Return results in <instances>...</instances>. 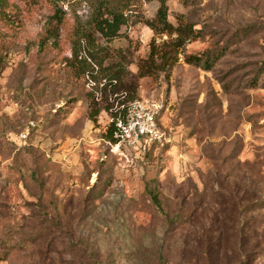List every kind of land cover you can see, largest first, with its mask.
<instances>
[{"label":"rangeland","instance_id":"1","mask_svg":"<svg viewBox=\"0 0 264 264\" xmlns=\"http://www.w3.org/2000/svg\"><path fill=\"white\" fill-rule=\"evenodd\" d=\"M123 1L120 105L67 60L96 0L0 3V264H264V0H167L180 46L157 0ZM136 99L163 105L138 150L106 138Z\"/></svg>","mask_w":264,"mask_h":264},{"label":"trees","instance_id":"2","mask_svg":"<svg viewBox=\"0 0 264 264\" xmlns=\"http://www.w3.org/2000/svg\"><path fill=\"white\" fill-rule=\"evenodd\" d=\"M159 7L156 12L155 18L146 21V26L155 32H172L177 33V44L180 46L185 41L189 40L193 35V30L190 25H177L174 27L167 20V0H157ZM2 0H0V3ZM127 5L126 2L116 0H96L95 6H93L90 19L87 23V27L80 31H76V37L72 41L71 57L68 58V62L71 64V68L75 74L90 75L94 83V89L101 94L110 87L109 95H116L113 102H117V105L123 103L119 99L123 92L133 94L135 88H133V82H124V68L118 62H109L105 64L106 55L104 52L103 42H110L119 35V31L123 25L127 23L128 15L126 14ZM100 39L102 41H100ZM83 54V55H82ZM160 60L173 63L175 61L174 55H170L168 52L163 53L159 57ZM171 60V61H169ZM161 61V62H162ZM187 62H193L199 64L202 62L201 55H189L186 57ZM149 63L153 66H160L156 64L154 60V54L151 53ZM168 63V64H169ZM167 64V63H166ZM151 73L150 69L140 67L139 76L148 75ZM106 99V98H105ZM134 97H129V100ZM111 102L110 107H105L106 110H110L114 103ZM98 111L95 110L91 113V118H95ZM125 110H117L112 113L111 120L106 130V138L113 144H116L118 139L114 136L115 121L116 118H123ZM153 203L159 204L157 195L149 190L148 191Z\"/></svg>","mask_w":264,"mask_h":264},{"label":"built area","instance_id":"3","mask_svg":"<svg viewBox=\"0 0 264 264\" xmlns=\"http://www.w3.org/2000/svg\"><path fill=\"white\" fill-rule=\"evenodd\" d=\"M124 110V117L115 121L114 136L118 139L115 145L138 150L161 140L157 121L163 110L162 103L154 99H136L129 102Z\"/></svg>","mask_w":264,"mask_h":264}]
</instances>
